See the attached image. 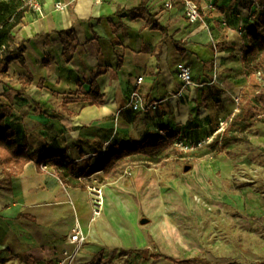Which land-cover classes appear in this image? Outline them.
<instances>
[{
  "label": "crops",
  "instance_id": "1",
  "mask_svg": "<svg viewBox=\"0 0 264 264\" xmlns=\"http://www.w3.org/2000/svg\"><path fill=\"white\" fill-rule=\"evenodd\" d=\"M39 1L43 13L29 9L14 32L17 43H25L26 66L14 62L0 76V116L9 114L8 124L37 155L65 153L81 164L110 144L129 146L160 130L182 135L208 124L213 102L236 100L238 105L248 85L240 60L244 42L234 32L236 15L227 28L221 11L202 12L212 21L206 30L189 24L176 0L172 8L168 0H147L148 13L138 18L131 12L145 0ZM57 2L69 6L58 11ZM211 2L202 0L200 9ZM149 15L168 31L162 46L164 35L153 29ZM70 31L64 54L59 33ZM182 67L192 70L190 86L178 78ZM94 80L104 95L99 107L85 102ZM135 92L138 99H133ZM108 189L110 209L121 194ZM91 205L88 191L64 185L49 167L43 171L29 163L13 178L11 191L0 189V251L12 253L8 264H69L67 252L73 247L68 237L76 227L88 241L73 264H94L106 250H148L132 248L129 237L121 243L122 233L131 234L136 211L127 215L119 209L124 225L113 221L115 227L107 232L105 218H94Z\"/></svg>",
  "mask_w": 264,
  "mask_h": 264
},
{
  "label": "rangeland",
  "instance_id": "2",
  "mask_svg": "<svg viewBox=\"0 0 264 264\" xmlns=\"http://www.w3.org/2000/svg\"><path fill=\"white\" fill-rule=\"evenodd\" d=\"M208 10L221 11L223 24L227 28L233 25L231 15H236L239 23L234 28V35L242 42H248L246 30L253 12L251 2L213 0L206 10L201 8L203 13ZM205 23L209 29L212 21L205 18ZM212 105L211 116L206 119L208 124L196 129L189 128L179 135L178 139L191 148L187 152L206 149L224 129L226 119L237 112L236 100L227 105L218 100ZM88 162L83 160L81 164L86 166ZM187 166H191V170L185 172ZM3 178L0 168V180ZM88 182L90 187L101 188L105 197L109 187L121 194V200L118 199L114 207L110 206L109 209L104 203L103 213L98 217L105 218L107 232L114 226L113 221L124 225L117 213L119 209L127 215L136 211L131 234L128 232L127 236L122 233L121 243L129 237L134 242L132 248H147L150 252L179 259H205L211 264H264L262 124L256 125L248 133L247 143L234 144L216 158H173L164 166H134L106 182L102 174L92 176ZM7 185L8 182H4L1 188ZM88 192L92 201L89 189ZM146 219L147 223L142 224ZM140 234L145 239L143 244L139 242ZM17 264L26 263L19 261ZM94 264L172 263L164 259L153 263L151 259L127 257L118 248L113 252L103 251Z\"/></svg>",
  "mask_w": 264,
  "mask_h": 264
},
{
  "label": "trees",
  "instance_id": "3",
  "mask_svg": "<svg viewBox=\"0 0 264 264\" xmlns=\"http://www.w3.org/2000/svg\"><path fill=\"white\" fill-rule=\"evenodd\" d=\"M199 8L202 0H191ZM253 6L251 23L246 30L247 43H244L240 53L243 72L248 85L241 91L237 109L238 112L225 121L224 129L218 133L204 150L185 152L174 144L178 134H167L163 139L159 135L150 136L142 142L129 146L110 144L107 149L86 166L70 160L67 154L42 153L37 155L26 144L21 142L17 131L8 124L9 114L0 116V168L4 178L0 180V189L11 191L12 180L20 176L25 167L35 162L39 169L43 166L54 170L56 177L66 186L88 191V180L94 175L103 176L104 181L123 175V172L134 166L152 168L154 165L164 166L173 158L188 157L193 160L216 158L224 154L229 147L238 143L248 142V133L258 124L264 125V0H250ZM147 0L135 11L134 18L141 13H148ZM30 6L28 0H0V76H5L14 62L26 66L24 54L25 43H17L15 30L23 25ZM149 23L153 29L163 33L164 39L160 46L168 39V31L149 15ZM73 32H60L59 36L65 45L64 54L69 49L67 39ZM31 80L29 81V83ZM85 102L92 106H102L104 95L100 93L94 80L91 90L85 95ZM95 160V161H94ZM67 161V162H65ZM4 182L8 185L1 188ZM124 256H136L153 263L164 259L172 264H211L205 259H179L165 256L159 252L149 250L122 251ZM14 258L10 251H0V264H8Z\"/></svg>",
  "mask_w": 264,
  "mask_h": 264
},
{
  "label": "built area",
  "instance_id": "4",
  "mask_svg": "<svg viewBox=\"0 0 264 264\" xmlns=\"http://www.w3.org/2000/svg\"><path fill=\"white\" fill-rule=\"evenodd\" d=\"M173 1L174 0H168L169 8H172ZM176 1L182 4L184 10V16L186 20L189 22V24L200 25L205 29L207 28V25L205 23V17L202 11L194 2H192L191 0H176ZM28 5L30 6V9L33 10L34 12H37L39 14L43 13V7L39 0H28ZM68 6L69 4L63 2H57L55 5L56 10L62 12H64L68 8ZM178 78L184 84L185 87L193 84L192 70L189 67L180 68L178 73ZM137 82L138 85H140L143 82V78H139ZM138 98H139L138 93L135 92V94H133V99H138ZM156 108L157 105L154 106V109ZM158 135L163 139L167 138V134L163 130H160L158 132ZM174 145L185 152L191 149L180 139H178ZM42 170L47 171L48 167L43 166ZM88 189L90 190L93 196L91 201L93 205V216L94 218H98L102 215L104 210L103 190L101 188L90 187V186H88ZM87 241H88L87 236L79 227H76L74 228V230H72L71 234L68 237V242L69 245H71L73 248L71 251L67 252V258H66V260L69 261V264H73L75 262L77 256L79 255L80 251L83 249Z\"/></svg>",
  "mask_w": 264,
  "mask_h": 264
},
{
  "label": "water",
  "instance_id": "5",
  "mask_svg": "<svg viewBox=\"0 0 264 264\" xmlns=\"http://www.w3.org/2000/svg\"><path fill=\"white\" fill-rule=\"evenodd\" d=\"M190 170H191V166H187V167L185 168V172H188V171H190ZM145 223H147V219L142 221V224H145Z\"/></svg>",
  "mask_w": 264,
  "mask_h": 264
},
{
  "label": "bare ground",
  "instance_id": "6",
  "mask_svg": "<svg viewBox=\"0 0 264 264\" xmlns=\"http://www.w3.org/2000/svg\"><path fill=\"white\" fill-rule=\"evenodd\" d=\"M108 192H110V190L108 189ZM104 203H106V197L104 196Z\"/></svg>",
  "mask_w": 264,
  "mask_h": 264
}]
</instances>
